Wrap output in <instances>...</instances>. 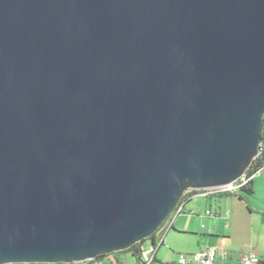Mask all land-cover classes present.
Masks as SVG:
<instances>
[{
	"label": "water",
	"instance_id": "1",
	"mask_svg": "<svg viewBox=\"0 0 264 264\" xmlns=\"http://www.w3.org/2000/svg\"><path fill=\"white\" fill-rule=\"evenodd\" d=\"M263 122L264 0H0V264L153 243Z\"/></svg>",
	"mask_w": 264,
	"mask_h": 264
},
{
	"label": "crops",
	"instance_id": "2",
	"mask_svg": "<svg viewBox=\"0 0 264 264\" xmlns=\"http://www.w3.org/2000/svg\"><path fill=\"white\" fill-rule=\"evenodd\" d=\"M252 186L251 194L240 189L223 195L192 194L183 212L169 219L171 225L154 252L155 264H179L180 253L193 254L205 247L216 249L213 264H241L239 255L245 252L264 261V167L253 176ZM152 247L148 239L145 250L149 253Z\"/></svg>",
	"mask_w": 264,
	"mask_h": 264
},
{
	"label": "built area",
	"instance_id": "3",
	"mask_svg": "<svg viewBox=\"0 0 264 264\" xmlns=\"http://www.w3.org/2000/svg\"><path fill=\"white\" fill-rule=\"evenodd\" d=\"M262 170V168L258 169L256 172H254L251 175H247L244 173L242 176H240L238 179L235 181L228 183L222 187L216 188V189H209V190H201V193L208 194V193H223V192H228L232 193L238 189H240L243 185H245L253 176H255L257 173H259ZM191 190H186L183 195L187 192H190ZM182 195V196H183ZM183 212V202H181V199L179 203L176 205L175 209L173 212L169 215V219L171 217H174L175 215ZM207 214H213L210 210L206 211ZM167 220L164 225H161L160 227L157 228L155 232L163 233L165 229H168L171 225L169 222L170 220ZM163 242L162 237L158 240V245H160ZM152 250V249H151ZM150 250V252H151ZM150 252L148 253V256L146 257V262L148 263L150 261ZM107 256H104L101 259H89L86 261L82 262H74L71 264H120L113 256V259H110L109 257L111 256L110 254H105ZM216 258V249L215 247H205L201 248L199 251L193 253V254H184L180 253L178 255V263L179 264H187L190 261H193L197 264H213ZM239 260L241 264H258L260 259L254 252H245L239 255Z\"/></svg>",
	"mask_w": 264,
	"mask_h": 264
},
{
	"label": "trees",
	"instance_id": "4",
	"mask_svg": "<svg viewBox=\"0 0 264 264\" xmlns=\"http://www.w3.org/2000/svg\"><path fill=\"white\" fill-rule=\"evenodd\" d=\"M263 135H264V122H263V126H262V140H263ZM264 167V145L262 143L261 149L259 151V154L253 159V161L251 162L250 166L247 168V170L245 171V173L247 175H251L254 172H256L258 169L263 168ZM241 191H244L247 194H251L253 192V186H252V178L240 188ZM201 191V190H200ZM200 191L197 190H191L190 192L185 193L182 197H181V202H183V210H184V205L186 203V201L188 200V198L194 194V193H198ZM216 194V193H213ZM218 194L223 195V194H228V192H219ZM170 216H168L164 222L162 223V225H164V223L169 219ZM162 237V233H157L154 232L150 238L153 240V247L152 250L150 252V261L147 263L146 260L144 259L143 255H144V251H145V243L149 238L146 239H142L136 243H134L133 245H131L128 249H126L125 251H128L132 254V256L136 259L137 264H155V262H157V259L155 257V249L158 246V240ZM104 256L107 255H100L97 257V259H101ZM12 264H65V263H12ZM258 264H264V261H259Z\"/></svg>",
	"mask_w": 264,
	"mask_h": 264
},
{
	"label": "rangeland",
	"instance_id": "5",
	"mask_svg": "<svg viewBox=\"0 0 264 264\" xmlns=\"http://www.w3.org/2000/svg\"><path fill=\"white\" fill-rule=\"evenodd\" d=\"M264 141V138L262 142ZM214 203V202H213ZM147 245V244H146ZM149 245H147L148 247ZM163 247V246H162ZM147 248L144 251V256L147 257ZM186 254V253H184ZM120 263V264H137L136 259L132 256V254L128 251L122 250V251H117L111 253V256L109 257L110 259H113V257Z\"/></svg>",
	"mask_w": 264,
	"mask_h": 264
},
{
	"label": "bare ground",
	"instance_id": "6",
	"mask_svg": "<svg viewBox=\"0 0 264 264\" xmlns=\"http://www.w3.org/2000/svg\"><path fill=\"white\" fill-rule=\"evenodd\" d=\"M197 191H200V190H197Z\"/></svg>",
	"mask_w": 264,
	"mask_h": 264
}]
</instances>
